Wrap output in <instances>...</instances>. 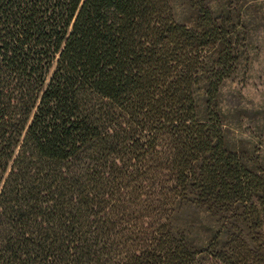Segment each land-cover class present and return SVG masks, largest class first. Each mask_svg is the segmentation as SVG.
<instances>
[{
  "label": "trees",
  "instance_id": "16d2710c",
  "mask_svg": "<svg viewBox=\"0 0 264 264\" xmlns=\"http://www.w3.org/2000/svg\"><path fill=\"white\" fill-rule=\"evenodd\" d=\"M254 5L0 0V264H264L219 103Z\"/></svg>",
  "mask_w": 264,
  "mask_h": 264
},
{
  "label": "rangeland",
  "instance_id": "374dc122",
  "mask_svg": "<svg viewBox=\"0 0 264 264\" xmlns=\"http://www.w3.org/2000/svg\"><path fill=\"white\" fill-rule=\"evenodd\" d=\"M251 55L223 81L219 103L228 141L264 169V0H254Z\"/></svg>",
  "mask_w": 264,
  "mask_h": 264
}]
</instances>
